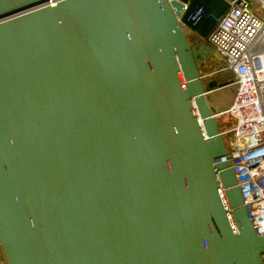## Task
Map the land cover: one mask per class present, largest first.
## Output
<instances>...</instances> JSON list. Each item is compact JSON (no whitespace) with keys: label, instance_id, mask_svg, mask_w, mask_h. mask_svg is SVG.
<instances>
[{"label":"water","instance_id":"1","mask_svg":"<svg viewBox=\"0 0 264 264\" xmlns=\"http://www.w3.org/2000/svg\"><path fill=\"white\" fill-rule=\"evenodd\" d=\"M228 6L0 0L4 264H264L199 72Z\"/></svg>","mask_w":264,"mask_h":264},{"label":"built area","instance_id":"2","mask_svg":"<svg viewBox=\"0 0 264 264\" xmlns=\"http://www.w3.org/2000/svg\"><path fill=\"white\" fill-rule=\"evenodd\" d=\"M227 2V10L206 36L213 53L224 61V67L211 74L228 69L235 77L234 99L217 115L229 112L235 117L232 128L222 134L234 133L231 167L254 232L264 236V0Z\"/></svg>","mask_w":264,"mask_h":264},{"label":"rangeland","instance_id":"3","mask_svg":"<svg viewBox=\"0 0 264 264\" xmlns=\"http://www.w3.org/2000/svg\"><path fill=\"white\" fill-rule=\"evenodd\" d=\"M222 67H224V61L216 53H213L209 59L202 61L201 67L199 68L200 73L208 74L207 77L203 78L205 83L213 79L218 80L220 83H227L225 87L214 88L206 95L207 104L209 105L210 110L214 113L218 112L217 114L227 110L236 93V85L231 84V82L235 80V77L230 70L225 69L219 73L211 74L216 68L219 69ZM216 119L217 127L221 132L231 129L235 124V117L229 112L218 115ZM233 136V131H227L223 134V139L229 150L232 149L230 144Z\"/></svg>","mask_w":264,"mask_h":264},{"label":"crops","instance_id":"4","mask_svg":"<svg viewBox=\"0 0 264 264\" xmlns=\"http://www.w3.org/2000/svg\"><path fill=\"white\" fill-rule=\"evenodd\" d=\"M261 15V17L264 19V11H263V13L262 14H260ZM211 91V90H210ZM209 92V91H208ZM214 113V112H213ZM218 113V112H217ZM217 113H215V114H217Z\"/></svg>","mask_w":264,"mask_h":264},{"label":"flooded vegetation","instance_id":"5","mask_svg":"<svg viewBox=\"0 0 264 264\" xmlns=\"http://www.w3.org/2000/svg\"><path fill=\"white\" fill-rule=\"evenodd\" d=\"M188 39H190V40H191V37H190V38H188ZM205 43H207V41H205ZM200 67H201V66H200ZM217 82H218V83H220L218 80H217Z\"/></svg>","mask_w":264,"mask_h":264},{"label":"trees","instance_id":"6","mask_svg":"<svg viewBox=\"0 0 264 264\" xmlns=\"http://www.w3.org/2000/svg\"><path fill=\"white\" fill-rule=\"evenodd\" d=\"M206 40H207V38H206ZM206 40H205V41H206ZM207 89H208V88H207ZM207 89H206V90H207Z\"/></svg>","mask_w":264,"mask_h":264}]
</instances>
